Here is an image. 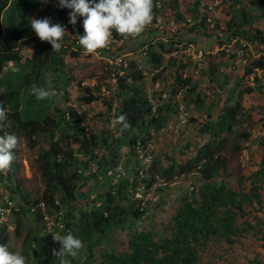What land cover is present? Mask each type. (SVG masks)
<instances>
[{
  "label": "rangeland",
  "instance_id": "obj_1",
  "mask_svg": "<svg viewBox=\"0 0 264 264\" xmlns=\"http://www.w3.org/2000/svg\"><path fill=\"white\" fill-rule=\"evenodd\" d=\"M159 2L161 7L158 15L162 17V25L148 28L137 38L129 36L125 39L128 43L119 45L118 42H114V49L103 53L102 56H97L94 53L85 54L82 49L75 50L71 46L62 48L59 52L63 62L62 69L48 64L43 69L36 85L46 89L54 88L55 95L37 100L32 92L33 87L27 86L19 93L21 108L24 110L28 107L31 108V111L38 110L37 113L41 119L52 116L56 121L61 120L60 116L63 112L73 108L84 116L82 125L85 129L101 138L105 132L110 133L108 118L112 109L115 107L117 115L124 100L131 94V91L128 90L121 97L117 95L120 77L132 72L135 69L133 64L142 70L143 79L133 81V78H128V83L139 87L143 95H151L156 105L169 100L178 102L175 88L179 82L182 84L183 81L180 80L191 78L183 96L190 114L188 124L179 128H172L166 124L165 128L160 131L151 127L153 128L151 129L152 137L148 142L150 145L147 143V152L154 154L161 165L167 166L173 159L177 163H185L193 157L197 148L209 138L208 133H202L200 129L202 125L210 118L217 119L226 100L230 98L229 102H233L238 92L242 91V113L238 114L240 123L235 126V129L247 131L251 136L248 140L233 138L232 134L229 136L230 142L222 151L226 158L225 169L221 171L218 179H224L228 182L229 187L232 186L237 190L242 188L249 190L251 185L249 176L260 168L264 155V147L260 142L264 137V122L260 118V112L264 108V73H258L260 79H257L255 73L250 75L246 73L249 64L239 63L235 68H230L231 58L222 47L228 39L234 36L251 40L248 35L254 34L257 29L261 31V37H264L262 10L255 5L254 0H242L239 3H235L234 0H222L214 11L204 10L202 6L198 7V0H159ZM52 4V0L33 1L32 9H29L27 14L20 16V22L27 18L30 21L33 18H39L40 12ZM17 6L19 8L18 4ZM243 11L246 12L247 19H244ZM205 15L211 16L212 21L207 20L201 24L200 20L205 18ZM9 20L10 17L5 12L4 23L6 24ZM237 30L241 32L238 35H236ZM259 40L263 44V48H253V51L264 56V40ZM159 42H163L165 47L162 48ZM136 43L142 44V47L134 48ZM33 44L34 41L25 44L24 58L31 55ZM191 44L206 51V56L199 67L191 58L193 49ZM238 44L236 42L233 46L234 49ZM130 45L131 47H129ZM145 46H150L156 52L163 54L161 64L157 65L148 53H144V50H147ZM129 50L131 53L126 54ZM120 54L130 64L128 72L124 75L119 72L121 65L117 57ZM253 57V52H250L249 59ZM15 79L16 77H13V80ZM225 80L227 83L221 87L219 84ZM157 82H159L158 85ZM236 84H238L237 89L232 94L231 88ZM192 86H196V88L190 92L189 88ZM86 87L91 88L100 97L91 103L85 102L83 96L88 95ZM106 87L111 89V94H105ZM164 92H167V97H163ZM105 101H112V107L110 108ZM171 116V119H175V114ZM68 121L72 123L73 118L71 117ZM60 123L57 133L61 137L68 131L72 134L71 128L69 129L62 121ZM44 127L48 131L40 132L34 137L37 141L35 146L30 144L26 136L19 138L16 147L17 155L13 161L14 167L9 170L12 172V178L0 182V204L6 199V195H11L12 185L16 186L20 183L21 187L17 189L14 202L16 205L27 203L24 195L26 194L28 206L36 207L35 210H32L31 207V210L26 209L24 212L11 210L4 218L0 219V229L4 228L3 232H0V236L7 234L9 249L23 254L26 262L31 256L26 249L25 238L31 228H36V236L38 240H41L42 246L49 245L51 239L58 244L59 241L54 239V235L63 236L68 233L62 232L61 223H58L55 214L48 213L47 208L41 205L42 203L41 206L33 203L35 199L42 198L46 187L39 154L42 148L49 147L52 139L50 131L52 125L45 124ZM134 132L140 133L137 128L134 129ZM117 134L120 133L117 132ZM100 138L101 142L95 151L99 156L107 155L106 146ZM67 142H71L70 147L74 148L80 160L86 159L87 156L84 155L83 150H80L77 143H74L70 138L64 144L66 145ZM237 142L241 143L240 151L233 149V145ZM119 161H122L125 169L123 177L130 180L135 177V170L143 165L142 160L138 163L137 155L130 151L128 146L119 150ZM77 164L81 166L79 161ZM95 167L97 164L93 162L85 171L88 178L82 190L88 196L90 194L89 198L106 192L112 184L114 186L118 184L112 178L105 176L102 170L98 171L97 177L90 175ZM149 175L151 172H148ZM164 181L166 183H163ZM138 182V187H141L142 184L145 185L142 177L138 179ZM203 182L204 178L199 171L178 174L171 179L158 175L153 188L145 192V204L139 201L137 196L128 197V199L117 197L116 204L119 208H124L126 213L122 226L111 232L110 239L97 245L94 249L95 253L100 255L104 249H112L117 252L129 250V240L135 230L157 231V238H164L171 231L172 219L181 205V197L184 194H191L192 190L197 189ZM259 192L262 195V204L255 200L251 204L244 205L248 213L246 218L254 224L252 228L249 227L248 231L233 235L234 242H230L229 239L209 241L206 247L199 251L200 257L195 264H264V225L257 222L258 218L264 219V181H262ZM58 198L61 199L60 193H58ZM87 199L78 198L74 203L73 213L77 215L78 208H84ZM138 207H144L143 214L137 223H134L133 212ZM64 209H67V205H64ZM39 212L45 214L42 220L39 217ZM242 222L243 219H239L238 223ZM49 234H52V237ZM88 245L89 241H83V247L76 256H64L63 262L88 264L86 258Z\"/></svg>",
  "mask_w": 264,
  "mask_h": 264
},
{
  "label": "trees",
  "instance_id": "obj_2",
  "mask_svg": "<svg viewBox=\"0 0 264 264\" xmlns=\"http://www.w3.org/2000/svg\"><path fill=\"white\" fill-rule=\"evenodd\" d=\"M33 1L36 0H0V90H2L0 91V106L5 107L8 113L7 119L0 122V135L15 133L18 138L26 136L30 144L35 146L37 141L34 137L40 132L48 131L44 127L45 124L52 125L50 130L52 139L49 147L42 148L39 154L46 187L42 198L35 199L33 203L39 204L38 206L43 203L48 213L55 214L58 223L63 225L61 228L63 233L71 232L80 237L82 241H89L86 254L87 263L195 264L200 257L199 251L203 250L209 241L229 239L230 242H234L233 235L244 233L249 230V227L252 228L254 224L246 218L248 213L244 205L246 203L251 204L255 200L262 204L259 188L264 181V155L260 168L249 176L251 184L249 190L245 188L237 190L232 186L229 187L228 182L224 179H218L221 171L225 169L226 158L222 151L230 142L229 136L232 134L233 138L246 140L251 136L247 131L235 129V126L240 123L238 114L242 113L243 92L239 91L233 102H229L230 98L226 100L217 119L210 118L202 125L200 128L202 133H208L209 138L197 148L196 154L185 163H177L173 159L167 166H163L152 154L151 175L142 178L147 188L153 186L158 175L171 179L178 174L199 171L204 178V182L197 189H193L191 194H184L181 197V205L172 219L170 233L164 238H157V231L135 230L129 240V250L117 252L112 249H104L100 255L95 253V247L110 239L111 232L122 226L123 217L126 213L124 208H119L116 204V198L128 199V197L133 198L135 196L139 185V169L143 168L144 165L135 170L133 180L123 177L116 186L112 184L109 190L91 198H89L90 194L88 196L82 190L88 178L85 171L94 162L98 169L91 172L90 175L97 177L98 171L102 170L104 175L108 176V170L119 162V150L125 146H128L130 151L137 155L138 163H140L142 160L139 156L141 152H144V156L151 153L147 152V143L152 137L151 129L156 128L157 131H160L171 119V115L177 112L178 102L169 100L158 104L154 109V104L151 103L149 97L143 95L139 87L129 84L127 81L128 78H133V81L143 79L142 70L133 64L135 69L127 73L126 76L120 77L117 95L121 97L128 90L131 91V94L128 93L122 108L117 112V115L116 113L114 115L116 119L121 113H125L129 127L121 130L120 124H116L114 129L108 126L110 133L105 132L100 138L97 134L85 129L82 125L84 116L78 110L71 108L61 114L60 121L64 125L66 124L69 129L71 128L73 132L71 134L68 131L61 137L57 133L61 124L60 121L54 120L52 116L41 119L38 116V110L31 111V108L28 107L24 110L21 108L19 93L27 86H36L43 69L48 64H53L56 68L62 69L63 63L59 52L64 47H61L59 51L51 50V45L47 41H41L31 28L29 18L21 22L19 20L20 16L27 14L28 10L32 9ZM52 1L53 4L49 8L40 12L39 18H44L47 13H56L61 8L58 5V0ZM158 1L153 0L152 22L157 20L160 11ZM241 1L234 0L235 3ZM254 3L264 15V0H254ZM17 4L19 8H17ZM197 6H201L200 0H198ZM5 12L10 17L6 24L4 23ZM243 17L244 19L248 18L245 11H243ZM207 18V15L205 18H201V24H204ZM239 33L241 32L237 30L236 35ZM113 35L118 39L129 37L115 31H113ZM261 35V31L257 29L254 34L248 36L251 40H264ZM30 41H34L31 55L24 58L23 48ZM159 44L162 48L165 47L163 42H159ZM147 53L157 65L161 64L163 54L156 52L150 46H148ZM9 61H13L16 67H8ZM257 68L262 69V73H264L263 55L251 61L246 73L248 75L255 73V78L260 79ZM13 77L16 79L13 80ZM180 81L188 85L191 78ZM225 83L227 80L219 85L224 87ZM237 85L232 86V94L236 91ZM180 86L181 82L174 90L175 96ZM259 87L261 88V86ZM195 88L196 86H192L189 91L193 92ZM86 90L88 95L83 96L85 102L91 103L100 97L91 88L86 87ZM105 102L110 108L112 107V101ZM71 117L73 118L72 123L68 121ZM55 126L57 127L55 128ZM135 128L140 131L139 134L134 132ZM117 132L120 134L118 135ZM68 138L77 143L80 150L84 151V155L87 156L85 160H80L74 148L70 147L71 142L64 144ZM99 138L106 146L107 155L99 156L95 151L101 142ZM260 142L264 147V137ZM233 149L240 151L242 149L241 143H235ZM14 153L17 155L16 148ZM78 161L81 166L77 164ZM12 166L14 167V164ZM108 177L110 178V176ZM11 178V171L0 170V182ZM20 187L21 184L19 183L10 188L11 195L9 197L13 202L16 199L17 189ZM58 193L61 194V199L58 198ZM24 195L27 203L16 205L14 202L16 205L13 208L14 212H24L26 209L29 211L31 207H34L28 206L27 196ZM78 198L88 199L86 206L78 208L79 212L76 215L73 210L75 209L74 203ZM97 202H101V204L97 205ZM2 203L5 204L4 201ZM64 205H67V209H64ZM260 207L262 209V206ZM140 209L138 207L133 212L134 223H137L143 214V210ZM38 214L41 220L45 216L41 212ZM239 219H243V222L238 223ZM257 222L264 225L262 218H258ZM3 229H0V232H3ZM36 233V228H31L25 238L26 249L31 256L26 264H62L63 257L54 254V250L60 248V242L56 244L51 239L49 245L42 246ZM96 234L97 237H95ZM49 236L52 237V234ZM8 239V235L4 234L2 237L0 236V243L7 245Z\"/></svg>",
  "mask_w": 264,
  "mask_h": 264
},
{
  "label": "clouds",
  "instance_id": "obj_3",
  "mask_svg": "<svg viewBox=\"0 0 264 264\" xmlns=\"http://www.w3.org/2000/svg\"><path fill=\"white\" fill-rule=\"evenodd\" d=\"M58 5L71 10L68 13L70 24L76 25L78 17L83 18L84 32L77 35L85 54L105 48L113 31L124 36L139 35L153 19V0H58ZM30 25L41 41L50 43L51 50L61 49L67 31L64 25L52 23L47 17L33 18ZM32 92L37 100L55 95L54 88L46 89L35 85ZM7 117L5 107L0 106V122L5 121ZM112 123L120 124L121 130L129 127L125 113H121ZM18 143L19 138L15 133L0 135V170L10 167ZM54 239L61 245L58 250H54L58 257H74L83 247L82 239L71 232L63 236L54 235ZM0 264H26V258L21 253L11 251L6 244L0 243ZM63 264L67 262L64 261Z\"/></svg>",
  "mask_w": 264,
  "mask_h": 264
},
{
  "label": "built area",
  "instance_id": "obj_4",
  "mask_svg": "<svg viewBox=\"0 0 264 264\" xmlns=\"http://www.w3.org/2000/svg\"><path fill=\"white\" fill-rule=\"evenodd\" d=\"M222 0H200L201 6L203 7L204 10L207 11H214V9L220 5ZM158 7H161V3L158 1ZM71 10L68 8H60L59 10H57L56 13H49L46 14L44 17H47L50 19V21L52 23H60L62 25H64L67 29L65 36L63 38V42H62V47H69L71 46L73 49L75 50H81V46L79 45V38H78V33L79 34H83L84 29H83V25H82V17H78L77 23L76 25H72L70 24L69 21V15L68 13ZM208 21H212L211 16H208L207 18ZM173 23V22H172ZM162 25L163 21H162V17H160L159 15H157V20L155 22L149 23L148 25L145 26V29L143 30V32L145 30H147L148 28L154 26V25ZM130 38H137L138 35L136 36H131L129 35ZM122 39H118L116 38L113 34L110 38L109 44L103 48V49H99L97 50L94 54H96L97 56H102L103 53L105 52H109L111 50L114 49L113 43L114 42H118L119 45H121L123 42ZM236 42H238V46L237 48L234 49V45L236 44ZM50 44V43H49ZM192 49L191 52V58L194 60V62L198 65V67L201 65L202 61L204 60L205 56H206V51L203 48L200 47H196L193 44L190 45ZM253 48L256 49H261L263 48V44L261 43V41L259 39H254V40H245L244 38H240L238 36H234L231 37L230 39L227 40V42L223 45L222 49L225 50L226 54L231 58V67L230 68H235L237 64L241 63L243 65H247L250 64L251 61L254 58H259L261 57V54H257L256 52L253 51ZM148 49V48H147ZM249 51V52H248ZM250 52H253V58L249 59V54ZM144 53H147V50H144ZM125 55V54H124ZM119 64L121 65V69H120V74L124 75L125 73H127L128 69H129V62L124 58L123 55H119L117 57ZM8 67L14 68V62L13 61H9L8 62ZM199 70V69H198ZM257 72L261 73L262 69L257 68ZM159 84V82H157V85ZM188 89V85L184 82H182L180 88L178 89L177 93H176V97L179 99L178 104H177V112L175 113V119H171L167 122V125L171 126L172 128H179V127H183L186 126L190 120V114L189 111L186 107L185 101L183 100V96H184V92ZM105 94L109 95L111 94V89L110 88H105L104 89ZM163 97H167L168 94L167 92H164ZM149 100L151 101L152 104H154V109L156 108V104L153 102L152 100V96L148 95ZM80 113V112H79ZM115 107L112 109V112L110 114V119H109V127L111 129L115 128L116 124H113L112 122L115 121ZM260 118L261 120L264 122V108L261 110L260 112ZM164 127H162L161 129H164ZM148 145H150L148 143ZM148 148V147H147ZM141 152V150H139ZM144 152H141V154L139 155L142 158V163H143V168L139 169V174L140 177H147L148 176V172H150L151 169V164H152V160H153V155L152 153H148L146 156L143 155ZM14 161V160H13ZM12 161L10 167H8L7 169H4L5 172H9V170L12 169V164H14V162ZM139 168V167H138ZM97 167L94 168V171H96ZM123 175H125V169L123 166L122 161H119L116 165H114L113 167H111L108 170V176H110V178H112L115 183L119 182L120 178L123 177ZM158 177V176H157ZM156 183V182H155ZM155 183L153 185H155ZM163 183H166V181H164ZM153 188V186L147 188L146 184L143 185L141 187H138L137 191L135 192V196H137L139 199L142 200V202L145 204V192L148 189ZM5 204H0V219L4 218L6 216V214L8 212H10L11 210H13L14 208V202L10 199L9 195L5 196ZM8 204V205H6ZM97 205H100L101 202H97ZM41 205H44L43 203ZM44 207V206H43ZM144 207H142L143 209ZM36 207H32V210H35ZM61 226H63L62 224H60Z\"/></svg>",
  "mask_w": 264,
  "mask_h": 264
},
{
  "label": "crops",
  "instance_id": "obj_5",
  "mask_svg": "<svg viewBox=\"0 0 264 264\" xmlns=\"http://www.w3.org/2000/svg\"><path fill=\"white\" fill-rule=\"evenodd\" d=\"M122 40H123V41H121V42H123L124 44H125V43H128L127 40H126V41H125V39H122ZM131 41H132V40H131ZM123 43H122V44H123ZM129 43H130V42H129ZM132 43H133V41H132ZM142 43H143V42H142ZM140 46L142 47V44H141V45H138V43L134 44V48H135V47H140ZM129 47H131V45H130ZM145 47L148 48V46H145ZM130 53H131V52H130V50H129L126 54H130Z\"/></svg>",
  "mask_w": 264,
  "mask_h": 264
}]
</instances>
